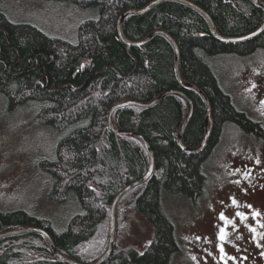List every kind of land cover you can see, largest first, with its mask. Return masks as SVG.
I'll list each match as a JSON object with an SVG mask.
<instances>
[{
    "label": "trees",
    "instance_id": "1",
    "mask_svg": "<svg viewBox=\"0 0 264 264\" xmlns=\"http://www.w3.org/2000/svg\"><path fill=\"white\" fill-rule=\"evenodd\" d=\"M59 1L97 11L96 17L80 24L77 42L53 36L31 22L14 21L0 10V96L7 113L30 106L37 123L58 134L54 155L39 158L35 167L50 180L51 200L72 199L81 211L57 230L50 218L26 209H0V232L41 227L63 255L92 264L108 248L114 198L143 177L150 164L140 138L117 134L111 128L112 106L127 100L149 102L166 90H181L194 104L183 142L197 147L205 136L206 102L195 88L179 80L176 50L165 34L158 32L143 44L130 45L121 37L118 20L123 11L142 8L153 0ZM190 1L205 10L225 36L249 33L264 21V8L252 0ZM123 30L132 41L157 30L172 36L179 49L182 78L199 86L211 104L212 130L200 151L179 144L178 133L189 110L179 94H167L152 106H122L113 113L117 128L146 138L154 153V170L145 183L119 200L115 249L103 264H170L179 244L164 196H180L197 204L206 195L205 163L227 122L264 140L261 122L236 105L211 63L217 55L244 56L264 48V31L240 42L220 40L202 13L178 0L162 1L141 14H127ZM141 186L144 189L135 197ZM138 215L153 228L147 234L150 241L143 250L130 243L146 237L138 229L126 245H119L125 229L121 221L133 223ZM0 264L67 263L52 254L42 234L29 233L0 238Z\"/></svg>",
    "mask_w": 264,
    "mask_h": 264
},
{
    "label": "rangeland",
    "instance_id": "2",
    "mask_svg": "<svg viewBox=\"0 0 264 264\" xmlns=\"http://www.w3.org/2000/svg\"><path fill=\"white\" fill-rule=\"evenodd\" d=\"M0 10L14 21L31 22L71 42L78 41L80 24L97 16L96 10L59 0H0ZM211 63L236 105L255 119L264 118V50L245 56L221 54L212 57ZM57 138V133L37 123L30 106L9 114L0 96V209H26L50 218L55 228L61 230L81 208L72 199L51 200L50 180L35 167L39 158L54 155ZM253 140L238 125L227 122L205 163L209 178L206 195L197 204L180 196H164L179 244L170 264H223L227 260L247 264L250 257L261 264L258 254L264 247V224L252 217L257 200L264 197L260 189L264 186L255 187L262 175L249 179L247 184L245 177L238 178L243 165L263 163L264 159L255 161L256 154L246 155ZM124 227L118 244L126 245L130 235L140 229L146 237L130 243L144 249L141 240L146 241L147 234H152L151 224L138 215L133 223L126 221ZM240 252L248 258L240 256Z\"/></svg>",
    "mask_w": 264,
    "mask_h": 264
},
{
    "label": "water",
    "instance_id": "3",
    "mask_svg": "<svg viewBox=\"0 0 264 264\" xmlns=\"http://www.w3.org/2000/svg\"><path fill=\"white\" fill-rule=\"evenodd\" d=\"M162 1H166V0H153L150 3H148L146 5V7L144 9H142V10L137 11V10L128 9V10L124 11L121 14V16H120V18L118 20L119 21L118 22V27H119L120 34L122 35L123 39L127 43L136 44V43H133V42L129 41L126 38V36L124 35V33H123L122 22H123V18L125 17V15H127L130 12L143 13V12H145L147 10L152 9L153 7H155L158 3L162 2ZM178 1H182V2H184L186 4H188L189 6L195 8L199 12H201L205 16V18L208 20L209 25H210L211 30L214 33V35L220 40L240 42V41H243V40H247V39L253 38V37L257 36L258 34H260V33H262L264 31V21H263V23L258 28H256L255 30H253V31H251L249 33H246V34H243V35H239V36H233V37L223 36V35H221L218 32L213 19L211 18V16L205 10H203L201 7L193 4L192 2H190L188 0H178ZM252 1L255 2L258 5H261L264 8V0H252ZM156 32H158V31H156ZM156 32H152L151 34H149L148 37L145 40L141 41V43H143L144 41H147ZM165 35L171 40V42L173 43V46H174V48L176 50V74H177L179 80L182 82L183 85L195 88L203 96V98L206 100L207 111L209 112L210 111V105H209V102H208V100L206 98V95L201 90V88L199 86H197V85H194L192 83L186 82V81H184L182 79V77L180 75V68H179V49H178V46H177L176 42L173 40L172 37H170L168 34H165ZM168 93L182 94L188 100L189 105H191L190 111L188 112V115L186 116V119L183 122V124L181 126V129L179 131V134H178V141H179L180 145L183 146L185 149H187L189 151H196V150L203 149L206 146V144H207L208 137H209V134H210V131H211V126H209V117H208V115L205 117L206 133H205L204 139H203L202 143L199 145V147L196 148V147L186 146L182 142L183 141L182 140V135H183V132L185 131L186 126H187V124H188V122H189V120L191 118L193 104H192L191 99L188 96L184 95L183 93H181L178 90H173V89L172 90H167V91L163 92L160 96H158L152 102L127 100V101H124V102L117 103L116 105L112 106V108H111V110H110V112L108 114L109 124H110L111 128L117 134L130 135V136H134V137H141V135L137 134L134 131L118 129L114 125V122H113V113H114V111L116 110V108H119V107H122V106H126V105H130V104L140 105V106H151V105H154L155 103L159 102L164 97V95H166ZM146 146H147L146 147L147 150L151 154L152 151H151V148L149 147L147 142H146ZM150 157H151V161H150V167H149L148 172L143 177H141V178L129 183L123 190H121V192L114 199L113 205H112V222H111V232H110L109 246H108L106 252L101 256V258L97 262H95L93 264H103V262H105V260L112 253V251L114 249V240H115L116 225H117V216H116L117 204H118L119 200L121 199V197L123 195H125L127 192H129L135 186H138L141 183L142 184L145 183L147 181V179L151 176L152 171L154 169V156H153V154H151ZM143 189H144V187L141 188V190L136 194V196H138L142 192ZM29 233H39V234H42L43 236H45V238H46V240L48 242V245H49V247L51 249L52 254L55 257L59 258L60 260L66 262L68 264H83V263L78 262L77 260L71 259V258L66 257L63 254H61L60 251L58 250V248L56 247L51 234L47 230H45V229H43L41 227L24 226V227H20V228L9 229V230L0 232V238L6 237V236H10V235H14V234H29Z\"/></svg>",
    "mask_w": 264,
    "mask_h": 264
},
{
    "label": "flooded vegetation",
    "instance_id": "4",
    "mask_svg": "<svg viewBox=\"0 0 264 264\" xmlns=\"http://www.w3.org/2000/svg\"><path fill=\"white\" fill-rule=\"evenodd\" d=\"M263 49L264 48H262V49L259 48L257 50L261 51ZM257 120L261 122V125L264 128V118L257 119ZM243 132H245V131L243 130ZM246 135L248 137L254 139L252 141L253 146L251 147L250 151L246 152V155H248V157H252V156H254L256 154L255 161L256 162H260V160L262 161L264 159V140H260L254 134H250V133L247 134L246 133ZM263 163H264V160H263ZM263 163L260 166L243 165L241 167V169L239 170L240 176L238 178H240V177L243 178V179L246 178V183L245 184H247L249 182V179L254 178L256 175L257 176L258 175H262V177L259 178L260 181L258 183H255V187L264 186V164ZM260 189H261L262 192H264V188L260 187ZM255 207H256V209H254L255 216L252 217V220H255V221L259 222V223L263 222V224H264V197L262 199L257 200V204H255ZM260 213H261L262 216H260ZM253 225L255 226L254 223H253ZM258 255L260 256L259 259L262 261L261 264H264V247L262 248V252H260V254H258ZM240 256L247 257V255L246 254H242V252H240ZM223 264H235V263L232 262L231 260H227ZM244 264H246V263H244ZM247 264H257V263H254L253 257H250V258H248V263Z\"/></svg>",
    "mask_w": 264,
    "mask_h": 264
},
{
    "label": "bare ground",
    "instance_id": "5",
    "mask_svg": "<svg viewBox=\"0 0 264 264\" xmlns=\"http://www.w3.org/2000/svg\"><path fill=\"white\" fill-rule=\"evenodd\" d=\"M188 1H190V0H188ZM190 2H192V1H190ZM193 4H195L194 2H192ZM195 5H197V4H195ZM198 6V5H197ZM146 6H143L142 8H138V9H132V8H130V10H137V11H139V10H142V9H144ZM200 7V6H199ZM195 9V8H194ZM126 10H128V9H126ZM126 10H124V11H126ZM196 10V9H195ZM123 11V12H124ZM147 11H149V10H147ZM198 11V10H197ZM146 12V11H145ZM130 13H134V12H130ZM130 13H128V14H130ZM144 13V12H143ZM201 13V12H200ZM136 14H141V13H136ZM126 16V15H125ZM125 18V17H124ZM124 18H123V20H124ZM119 22V21H118ZM118 30H119V27H118ZM122 30H123V22H122ZM159 33H163V34H168L167 32H164V31H161V30H157ZM154 32H156V31H154ZM158 32H156V33H158ZM119 33H120V31H119ZM123 33H124V30H123ZM151 34V33H150ZM155 34V33H154ZM153 34V35H154ZM221 34V33H220ZM121 35V34H120ZM124 35H125V33H124ZM169 35V34H168ZM222 35V34H221ZM126 36V35H125ZM170 36V35H169ZM223 36H225V35H223ZM121 37H122V35H121ZM148 37V36H147ZM146 37V38H147ZM170 37H172V36H170ZM226 37H233V36H226ZM123 38V37H122ZM126 38L128 39V37L126 36ZM145 38V39H146ZM173 38V37H172ZM145 39H143V40H145ZM129 41H131V42H133V43H136V44H143V43H145L146 41H144L143 43H141V41H143V40H139V41H132V40H130V39H128ZM173 40H174V38H173ZM175 41V40H174ZM232 42H234V41H232ZM127 44H129V43H127ZM177 44V43H176ZM130 45V44H129ZM179 62H180V60H179ZM175 68H176V64H175ZM180 68V67H179ZM180 75H181V72H180ZM182 77V76H181ZM183 79V78H182ZM184 80V79H183ZM185 81V80H184ZM186 82H188V81H186ZM182 83V82H181ZM189 83H191V82H189ZM192 84H194V83H192ZM194 85H196V84H194ZM169 90H172V89H169ZM173 90H177V89H173ZM167 91V90H166ZM178 91H180L181 93H183L184 95H186V96H188L187 94H185L184 92H182L181 90H178ZM165 92V91H164ZM162 94V93H161ZM160 94V95H161ZM168 94H171V93H168ZM176 94V93H175ZM205 94V93H204ZM159 95V96H160ZM167 95V94H166ZM166 95H164V96H166ZM179 95H181V96H183L182 94H179ZM206 95V94H205ZM184 97V96H183ZM189 97V96H188ZM164 98V97H163ZM185 98V97H184ZM190 98V97H189ZM206 98H207V100H208V102H209V105H210V111L208 112L207 111V104H206V114H205V117L208 115V117H209V126H211V130H212V113H211V104H210V100H209V98H208V96L206 95ZM156 99V98H155ZM154 99V100H155ZM186 99V98H185ZM191 99V98H190ZM130 101H137V100H130ZM153 101V100H152ZM152 101H149V102H152ZM186 101L188 102V100L186 99ZM191 101H192V104H193V100L191 99ZM143 102H146V101H143ZM205 102H206V100H205ZM156 104V103H155ZM116 105V104H115ZM188 105H189V102H188ZM114 106V105H113ZM140 106V105H139ZM152 106V105H151ZM190 108H191V105H189V110H188V112L190 111ZM117 109V108H116ZM193 109H194V104H193V106H192V112H193ZM188 115V114H187ZM186 115V116H187ZM186 119V118H185ZM109 120V119H108ZM185 121V120H184ZM211 121V122H210ZM115 125V124H114ZM116 126V125H115ZM119 129V128H118ZM181 129V128H180ZM205 129H206V125H205ZM180 131V130H179ZM184 133V132H183ZM205 133H206V131H205ZM210 133H211V131H210ZM137 134H139V133H137ZM179 134V133H178ZM139 135H141V134H139ZM210 135V134H209ZM183 136V135H182ZM138 138H140L142 141H143V143L145 144V146H146V142H147V140H146V138L144 137V136H142L141 135V137H138ZM204 139V138H203ZM208 139H209V137H208ZM182 140H183V138H182ZM203 141V140H202ZM183 142V141H182ZM208 142V141H207ZM148 143V142H147ZM184 143V142H183ZM202 143V142H201ZM180 144V143H179ZM148 145H149V143H148ZM186 145V144H185ZM207 145V144H206ZM187 146V145H186ZM147 147V146H146ZM149 147H150V145H149ZM197 147H199V146H197ZM196 147V148H197ZM151 148V147H150ZM202 150V149H201ZM151 154H153V156H154V153H153V150H152V148H151ZM196 151H200V150H196ZM148 153H149V151H148ZM151 154L149 153V155L151 156ZM150 161H151V157H150ZM149 167H150V164H149ZM149 170V169H148ZM154 170V169H153ZM148 172V171H147ZM153 172V171H152ZM123 190V189H122ZM121 192V191H120ZM119 192V193H120ZM118 193V194H119ZM117 194V195H118ZM116 195V196H117ZM116 198V197H115ZM114 198V199H115ZM113 205V204H112ZM111 213H112V207H111ZM111 222H112V218H111ZM116 227H117V225H116ZM110 232H111V224H110ZM109 246V245H108ZM61 253V252H60ZM62 254V253H61ZM65 256V255H64ZM67 257V256H66ZM70 258V257H69ZM72 259V258H71Z\"/></svg>",
    "mask_w": 264,
    "mask_h": 264
},
{
    "label": "snow or ice",
    "instance_id": "6",
    "mask_svg": "<svg viewBox=\"0 0 264 264\" xmlns=\"http://www.w3.org/2000/svg\"><path fill=\"white\" fill-rule=\"evenodd\" d=\"M221 238L223 239V236Z\"/></svg>",
    "mask_w": 264,
    "mask_h": 264
}]
</instances>
